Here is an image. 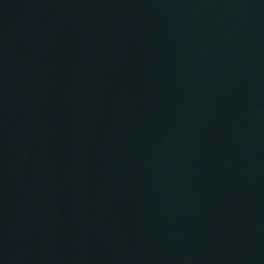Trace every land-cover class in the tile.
Segmentation results:
<instances>
[{
  "label": "water",
  "instance_id": "1",
  "mask_svg": "<svg viewBox=\"0 0 264 264\" xmlns=\"http://www.w3.org/2000/svg\"><path fill=\"white\" fill-rule=\"evenodd\" d=\"M0 264H264V0H0Z\"/></svg>",
  "mask_w": 264,
  "mask_h": 264
}]
</instances>
